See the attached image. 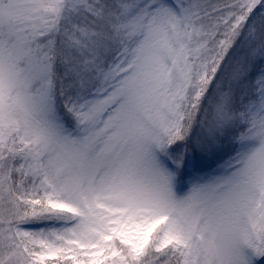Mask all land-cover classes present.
I'll return each instance as SVG.
<instances>
[{
  "label": "snow or ice",
  "instance_id": "snow-or-ice-1",
  "mask_svg": "<svg viewBox=\"0 0 264 264\" xmlns=\"http://www.w3.org/2000/svg\"><path fill=\"white\" fill-rule=\"evenodd\" d=\"M0 264H264V0H0Z\"/></svg>",
  "mask_w": 264,
  "mask_h": 264
}]
</instances>
